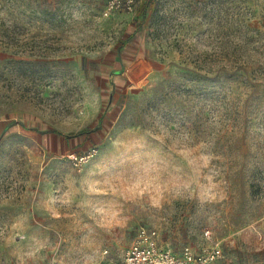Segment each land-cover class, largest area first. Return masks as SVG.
<instances>
[{
    "label": "rangeland",
    "instance_id": "obj_1",
    "mask_svg": "<svg viewBox=\"0 0 264 264\" xmlns=\"http://www.w3.org/2000/svg\"><path fill=\"white\" fill-rule=\"evenodd\" d=\"M107 6L0 0V264H264V0Z\"/></svg>",
    "mask_w": 264,
    "mask_h": 264
},
{
    "label": "built area",
    "instance_id": "obj_2",
    "mask_svg": "<svg viewBox=\"0 0 264 264\" xmlns=\"http://www.w3.org/2000/svg\"><path fill=\"white\" fill-rule=\"evenodd\" d=\"M135 3L136 0H108L107 13L114 10L132 12ZM96 152V147H93L83 155L74 154L71 158L75 165H79L94 156ZM105 252L107 253V250ZM221 252L220 245L215 244L203 252H195L187 246L180 254H177L159 243L156 229L141 227L127 248L120 264H217Z\"/></svg>",
    "mask_w": 264,
    "mask_h": 264
},
{
    "label": "crops",
    "instance_id": "obj_3",
    "mask_svg": "<svg viewBox=\"0 0 264 264\" xmlns=\"http://www.w3.org/2000/svg\"><path fill=\"white\" fill-rule=\"evenodd\" d=\"M139 68L141 71H146L148 70V66L145 62H141L140 65H139ZM0 131H2V125H0Z\"/></svg>",
    "mask_w": 264,
    "mask_h": 264
}]
</instances>
